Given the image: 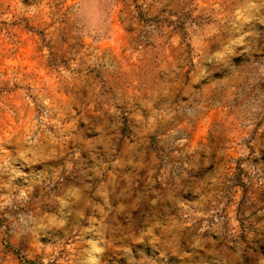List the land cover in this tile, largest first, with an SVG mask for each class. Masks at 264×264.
Masks as SVG:
<instances>
[{
  "label": "clouds",
  "instance_id": "9594fccd",
  "mask_svg": "<svg viewBox=\"0 0 264 264\" xmlns=\"http://www.w3.org/2000/svg\"><path fill=\"white\" fill-rule=\"evenodd\" d=\"M17 2L19 16L58 21L61 39L70 30L74 55L59 65L56 82L78 84L87 103L61 102L50 88L14 74L8 79L9 87L19 84L18 98L14 105L0 101V110L19 123L0 118V242L37 245L38 264H114L116 256L156 264L136 258L133 245L145 242L181 262L264 264V240L245 237L239 227L240 220L261 221L264 199L226 214L223 191L240 169L250 187L264 191L262 147L252 140L258 126L264 130V0H228L231 7L216 0L214 12L187 21V34L142 18L135 3L122 8L121 0H75L63 16L53 0ZM139 5L148 17L174 22L194 7H175L174 0ZM118 10L119 33L112 21ZM133 32L143 35L125 45L121 33ZM11 42L0 35V44ZM225 48L227 55L218 56ZM213 82L212 96L204 95ZM209 107L219 120L204 129L207 143L193 145L186 129ZM221 163L232 166V175ZM218 189L209 208L202 198Z\"/></svg>",
  "mask_w": 264,
  "mask_h": 264
},
{
  "label": "rangeland",
  "instance_id": "374dc122",
  "mask_svg": "<svg viewBox=\"0 0 264 264\" xmlns=\"http://www.w3.org/2000/svg\"><path fill=\"white\" fill-rule=\"evenodd\" d=\"M25 5L32 3V0H21ZM75 0H53L54 10H58L59 14L63 16L66 9L74 3ZM216 0H204V3L208 5L207 8H201L196 4V0H174V6H183L187 8L189 5H194L191 11L186 12L184 15L185 20L179 22L171 21L167 16L163 18L159 16L148 17V14L140 8L139 0H121L122 8H130L132 4H136L140 10L142 18H151L158 21L161 25H167L168 29L173 32H187L192 31L191 25L187 21L196 23L199 20L204 19L206 12H214L211 9V4ZM227 7H231L228 4V0H224ZM237 0H233V3ZM149 11L151 5L148 6ZM227 7L225 11H227ZM41 8L44 5L41 4ZM244 9H238L239 12H243ZM19 4L17 0H0V35L7 34L11 43L0 44V77H4L3 81H0V101L8 105H14L17 100L16 91L19 88V84L15 87H9L8 79L14 74L20 77L28 84L36 85L42 89L51 90L48 91V95H52L55 98H59L61 102L71 98V100L79 105L87 103V98L81 100L79 85H67L64 82H56V71L61 63L67 64L74 55V49L72 45L74 43L71 32L66 27L61 35L64 39L60 38L57 34L58 21H52L47 16L32 17L29 12L25 16H19ZM211 18L210 16L208 17ZM113 28L120 32L121 23L119 20V10L112 17ZM174 25V26H173ZM124 35L125 45L129 42L135 43L143 35L141 32H133ZM243 38L234 41V43H243ZM194 43H198L194 37ZM101 47H104L102 45ZM164 55L171 57L175 55V52L168 53L167 50L161 49ZM161 51L155 53L158 58ZM230 50L225 48L217 55L225 57ZM141 72L146 77V84L148 83V68L147 65L141 68ZM46 82V83H45ZM117 82H120V78H117ZM216 89V83L213 82L209 85V88L204 91V95L211 97L212 90ZM147 87L145 92H147ZM131 106L125 110V117L129 114ZM0 118H4L5 122L11 126L13 122L19 123V120H7L2 110H0ZM218 110L212 107L208 108L205 113L203 121L194 123L190 127H187V133L192 139V144L195 145L198 141L207 143L204 133V129L209 122H218ZM264 125V120L261 121ZM81 127H85L81 122ZM89 136H85L88 139ZM252 140L259 146H261V160H264V130L258 126L252 133ZM252 145L250 144V147ZM254 150V149H253ZM78 151V150H77ZM231 151V150H229ZM81 158L85 163H91V155L88 150L81 152ZM220 167L225 169L228 175H232V166L227 163H221ZM111 175V173H109ZM243 169H240L233 181H231L230 187H225L223 191L228 195V205L225 207V213H229L230 208H234L239 213L240 209L246 208L248 204L256 203L259 205L260 201L264 199V191H259L245 182ZM139 180L140 177H137ZM58 190V187H57ZM221 196V190H217L215 193H209L206 198V204L209 208L214 206ZM37 210H39L37 208ZM261 221H252L251 223L240 220V230L245 237H254L257 240H264V236L261 232H264V208L260 209ZM73 218V223H75ZM78 229L73 230V234ZM47 242V241H42ZM255 250L254 244L249 245ZM264 247V245H262ZM32 249L33 251H29ZM109 252L115 254L112 244L108 245ZM133 252L136 258L147 257L156 261V264H203L200 258L194 257L192 261L181 262L176 257L163 254L161 250L154 248L151 244L145 242L144 244L133 245ZM35 253V254H34ZM39 248L35 244H19L17 245L13 240L9 239L6 243L0 242V264H38ZM114 264H126V261L121 256L114 257ZM145 264H153L151 260H146Z\"/></svg>",
  "mask_w": 264,
  "mask_h": 264
}]
</instances>
